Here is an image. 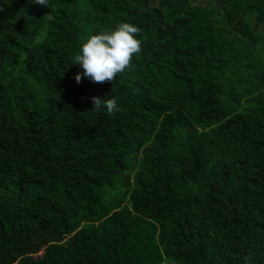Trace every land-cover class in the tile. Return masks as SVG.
I'll list each match as a JSON object with an SVG mask.
<instances>
[{
  "label": "trees",
  "instance_id": "trees-1",
  "mask_svg": "<svg viewBox=\"0 0 264 264\" xmlns=\"http://www.w3.org/2000/svg\"><path fill=\"white\" fill-rule=\"evenodd\" d=\"M188 3L0 0V264H264V0ZM121 22L141 52L92 83Z\"/></svg>",
  "mask_w": 264,
  "mask_h": 264
},
{
  "label": "clouds",
  "instance_id": "clouds-1",
  "mask_svg": "<svg viewBox=\"0 0 264 264\" xmlns=\"http://www.w3.org/2000/svg\"><path fill=\"white\" fill-rule=\"evenodd\" d=\"M32 3L48 7L49 0H32ZM141 29L132 23H118L114 29H103L90 35L73 57V63L83 69V77L92 83L112 82L118 75L132 67L135 55L141 52ZM79 84L81 76L75 77ZM91 111L106 109L109 115L119 111L115 98H92ZM251 256L243 257L244 264H251Z\"/></svg>",
  "mask_w": 264,
  "mask_h": 264
},
{
  "label": "rangeland",
  "instance_id": "rangeland-1",
  "mask_svg": "<svg viewBox=\"0 0 264 264\" xmlns=\"http://www.w3.org/2000/svg\"><path fill=\"white\" fill-rule=\"evenodd\" d=\"M196 5H206L205 0H189L188 7L192 8Z\"/></svg>",
  "mask_w": 264,
  "mask_h": 264
}]
</instances>
